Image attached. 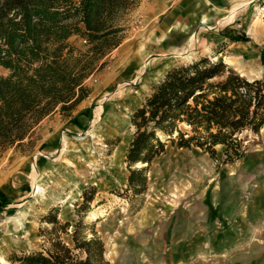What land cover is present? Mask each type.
I'll use <instances>...</instances> for the list:
<instances>
[{
    "label": "rangeland",
    "instance_id": "374dc122",
    "mask_svg": "<svg viewBox=\"0 0 264 264\" xmlns=\"http://www.w3.org/2000/svg\"><path fill=\"white\" fill-rule=\"evenodd\" d=\"M209 1L219 14L199 9L203 0H137L122 43L86 81L89 97L70 116L46 118L30 145L0 158V201L10 202L0 212V264H21L13 255L40 249L41 229L50 227L42 218L52 209L62 223L77 220L91 186L97 195L85 222L111 264H264V128L243 136L247 153L234 163L221 147L211 157L168 144L147 170L144 193H126L132 115L169 69L207 57L249 80L264 77V0ZM164 38L181 50L156 60ZM71 43L86 48L79 37ZM50 132L54 146L43 144Z\"/></svg>",
    "mask_w": 264,
    "mask_h": 264
},
{
    "label": "trees",
    "instance_id": "16d2710c",
    "mask_svg": "<svg viewBox=\"0 0 264 264\" xmlns=\"http://www.w3.org/2000/svg\"><path fill=\"white\" fill-rule=\"evenodd\" d=\"M137 5V0H0V158L30 145L46 118L58 111L70 116L89 97L86 81L107 66L104 59L122 43L123 22ZM73 37L86 48L73 45ZM131 124L126 193L137 196L147 188L148 168L168 144L198 148L211 157L221 147L227 163L245 158L243 136L264 128V77L249 80L207 57L172 67ZM96 195L95 186L83 192L74 222L62 223L59 209H52L42 218L50 227L41 229L40 249L13 255L14 262L111 264L102 237L85 222ZM9 204L0 201V212Z\"/></svg>",
    "mask_w": 264,
    "mask_h": 264
},
{
    "label": "crops",
    "instance_id": "0c3cea01",
    "mask_svg": "<svg viewBox=\"0 0 264 264\" xmlns=\"http://www.w3.org/2000/svg\"><path fill=\"white\" fill-rule=\"evenodd\" d=\"M202 3V5H201V7L199 8V9H201L202 7L204 8V9H206V11H212L213 12V14H219V11H221V10H219V9H216V8H214L212 5H211V3H210V1L209 0H203V2H201ZM233 4H235L234 2H232ZM197 8H198V6H197ZM196 8V9H197ZM210 8H211V10H210ZM195 9V10H196ZM236 9H234V11H235ZM209 13V12H208ZM204 14V13H203ZM195 16H198L197 15V13L195 12V14H194ZM236 16V15H235ZM202 18H204V19H206V21L208 20V22H210L211 21V18H210V16H208V14H207V16L204 14V16H202ZM169 27V26H168ZM176 29H177V26L175 27ZM164 31V30H163ZM162 31V33L163 34H165V35H167V32H163ZM168 32H170V29L168 30ZM158 45H157V47L155 48V50H158L159 52H155L158 56H157V58H155L156 60L157 59H160L161 58V60L163 59V60H167V58L166 57H168L169 56V54L170 53H172V52H175V51H180L181 50V45L180 46H175V45H171L170 44V42H169V39L167 38H164L161 42H158L157 43ZM183 45V44H182ZM164 58H166V59H164ZM161 62H166V61H161ZM164 65V64H163ZM78 120H79V118H78ZM49 139L47 140V139H45L44 141H43V144H49L50 146H54L55 145V135H54V133L53 132H50V134H49ZM57 139V138H56Z\"/></svg>",
    "mask_w": 264,
    "mask_h": 264
},
{
    "label": "bare ground",
    "instance_id": "6f19581e",
    "mask_svg": "<svg viewBox=\"0 0 264 264\" xmlns=\"http://www.w3.org/2000/svg\"><path fill=\"white\" fill-rule=\"evenodd\" d=\"M133 67H135V66H133ZM135 69V68H134ZM38 187V186H37ZM40 187V186H39ZM39 190H41L40 188H38Z\"/></svg>",
    "mask_w": 264,
    "mask_h": 264
}]
</instances>
